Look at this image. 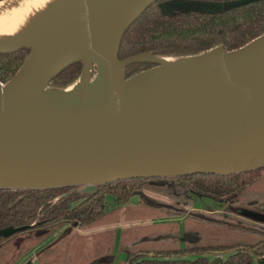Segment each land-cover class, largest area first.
<instances>
[{
	"label": "water",
	"instance_id": "obj_1",
	"mask_svg": "<svg viewBox=\"0 0 264 264\" xmlns=\"http://www.w3.org/2000/svg\"><path fill=\"white\" fill-rule=\"evenodd\" d=\"M153 1L103 0L99 9L108 19V35L112 39L118 33V43L114 56L108 49L88 55L98 70L95 84L67 94H60L63 88H46L56 72L79 57L51 71L45 80L47 95L6 101L0 84V187L86 184L91 191L96 184L117 179L224 174L254 169L264 162V69L232 78L224 60L237 63L254 58L264 50V33L237 49L210 48L201 64L169 66L161 58L155 66L125 77L122 64L128 58H117L121 34ZM93 12L81 11L62 22L75 27L82 52L90 44ZM60 22L48 29H56ZM67 49L62 48L63 55H68ZM30 52L31 47L27 55ZM172 75L224 81L231 96L189 107L130 108L127 93L138 80ZM113 77L118 79L117 88L112 87Z\"/></svg>",
	"mask_w": 264,
	"mask_h": 264
},
{
	"label": "trees",
	"instance_id": "obj_2",
	"mask_svg": "<svg viewBox=\"0 0 264 264\" xmlns=\"http://www.w3.org/2000/svg\"><path fill=\"white\" fill-rule=\"evenodd\" d=\"M262 33L264 0H154L121 34L117 58H128L122 64V73L129 77L155 66L164 57L198 55L221 45L225 50H233ZM29 51L28 46L0 51V84L9 82ZM81 71L82 60L75 59L56 72L46 88H65L79 77ZM257 168H264V162L254 169ZM245 171L248 170L124 178L96 184L91 191L73 190L81 184L0 187V264H15L26 251L66 224L59 235L43 242L37 250V264H41L39 255L61 239L69 238V232L76 225L106 222L104 216L109 213L104 209L106 192L118 204L137 195L139 204L135 208L150 211L142 219L182 215V245L169 247L168 243L163 245L161 242L143 247L134 245L142 238H167L171 228H174L173 235L178 236L177 220L159 222L145 234L132 235L128 239L132 245L126 247L122 240L124 229L120 243L125 259L117 264H264V261L260 263L264 253V222L250 218L251 213L264 214V181L263 177L244 180L241 174ZM169 186H176L178 190L169 203L144 191L166 194ZM60 189L68 192L58 195ZM190 194L210 197L226 210L191 209ZM114 236V230L108 237L104 232L93 233L88 248H85L87 237L81 236L83 244L76 248L71 246L75 261L111 264ZM106 240L110 242L109 248L105 247ZM211 254L224 257L211 259Z\"/></svg>",
	"mask_w": 264,
	"mask_h": 264
},
{
	"label": "bare ground",
	"instance_id": "obj_3",
	"mask_svg": "<svg viewBox=\"0 0 264 264\" xmlns=\"http://www.w3.org/2000/svg\"><path fill=\"white\" fill-rule=\"evenodd\" d=\"M66 7L68 5H62L61 0H0V50L21 45L31 47V52L26 56L15 79L2 87L6 101L47 95L45 92L47 76L71 57L83 60L82 73L70 86L63 88L60 94L88 87L89 73L93 65V59L88 58V55L93 52L101 55L106 49L111 51L112 56L115 55L118 33H115L112 39L109 37L108 19L102 14L101 9L97 8L99 6H96L91 16L92 27L88 38L90 44L84 52L78 50L81 41L76 36V30L62 26L63 20L60 22L62 32L58 29H48L49 23H58L60 18L73 13L69 10L70 7L67 10ZM83 41L87 43L86 35ZM67 47L68 55H63L62 48ZM207 53L162 59L169 66L201 64L208 59ZM224 60L230 76L238 78L264 69V50L255 54L254 58L242 62L233 63L230 58ZM112 87H118L117 77L112 78ZM230 96V89L224 81L212 83L206 79L172 75L158 77L155 80H138L128 90L127 101L130 108L139 111L222 102Z\"/></svg>",
	"mask_w": 264,
	"mask_h": 264
},
{
	"label": "rangeland",
	"instance_id": "obj_4",
	"mask_svg": "<svg viewBox=\"0 0 264 264\" xmlns=\"http://www.w3.org/2000/svg\"><path fill=\"white\" fill-rule=\"evenodd\" d=\"M56 24H58V23H52L51 22V23H49V26L52 25V27H54ZM93 66H94V68H91V71L89 73L90 85L95 84L97 82V79H98V76H97L98 70H97V67L95 66L94 62H93ZM1 86L3 87L4 85H1ZM257 177H260V178L263 177L262 181H264V168H262V169L257 168V170L256 169L248 170V171H245L241 174V178H243L244 180H249V179L257 178ZM85 187H86V184H81L79 186H75V188H73V190L85 189ZM135 187L139 188L138 185H136ZM166 190L168 192L166 194H160V193L156 194V193L149 191V190H144V191L154 195L157 198L159 197V198L165 200V202L169 203V202H171V200H173L172 199L173 194L177 193L178 190H177L176 186H174V187L169 186V188H167ZM65 191L68 192V190L60 189V191H59L60 194H58V195L64 194ZM111 197L112 196L109 192L105 193V201L107 202L106 204H108V205L105 204L106 206L104 209L107 211L109 210V213H107V215L104 216L105 220L107 219L106 223L109 221L125 220V219L129 220V219L139 218L137 220H141L148 213H150V211L146 208H142V209L140 208L139 209V208L132 207L129 204L126 205L125 209H124L123 207H120L121 204H118ZM56 198H54L53 200H55ZM192 198H193V201H192L191 209L197 208V209L203 210V211L213 210L216 212L224 210L223 209L224 206L220 202H217L210 197H208V198L207 197H201L200 198V197L192 194ZM184 206L188 207L187 205H184ZM161 212H162V210H161ZM181 217H182V215L177 216L178 219H181ZM168 218H171V217H168ZM250 218H252L254 220L259 219V220L264 222V214H261V213H258V214L251 213ZM125 223H124V225H125ZM145 224H147V223H140L138 225H132V226L126 227V229L124 230L123 239H122L124 241V247L132 245V244H129L130 242L128 241V239L131 238L132 235L134 237H138L139 235L145 234L148 231L152 230L151 226L145 225ZM180 225L182 226V223ZM64 226H66V224L62 225L59 228V232L54 234L55 237L57 235H59V233L64 230ZM87 227L89 228L92 226H85L84 224H80V225H76V227H73L71 229V231L69 232V236H68L69 238L61 239L57 244L50 247L49 250H46L45 252H43V254L41 256L39 255V257H41L39 259L42 261L41 264H81L79 261H77V260L75 261V259H74L75 253L71 249V246L76 248V247H79L80 245H82L83 242L81 241V239H83V238L81 236L85 235L87 237L86 241H85V246H86L85 248L89 247V245L91 244L90 237L92 236L93 233L91 235H88V234H84V233L80 232V231L84 230V228H87ZM173 231H174V228H171V234L167 238L166 237L157 238V236L153 240L147 239V238L146 239L142 238V240L140 242H136V243L134 242V245L143 247L144 245H157L160 242L163 245L168 243L169 247H176L177 244L181 245V243H183L182 230L180 231V233L178 232V236L175 234L173 235ZM103 232L108 237L111 230L109 229V230H105ZM81 234H83V235H81ZM106 241H108V242L105 243V247L109 248L110 242H109V240H106ZM126 241H128V242H126ZM66 244H69V245L67 246ZM25 254L26 253H24L23 256ZM44 254H46L45 257H43ZM42 257H43V259H42ZM209 257H211V259H222L224 257V255L211 254V255H209ZM27 260H30L29 256L24 257V259L22 261L20 258L21 264H23V263L25 264V262H27Z\"/></svg>",
	"mask_w": 264,
	"mask_h": 264
},
{
	"label": "crops",
	"instance_id": "obj_5",
	"mask_svg": "<svg viewBox=\"0 0 264 264\" xmlns=\"http://www.w3.org/2000/svg\"><path fill=\"white\" fill-rule=\"evenodd\" d=\"M61 2H62V5L64 4V6L68 5V7L65 8L66 10L70 7L69 10L73 11V13L70 14V16L64 17V18L63 17L60 18L61 21L62 20L63 21L68 20L72 15H75L78 12L85 11L86 13L87 12L90 13V12L96 10L95 9L96 6H99L97 8H102V6H103V0H65V1L61 0ZM92 3H95L96 6L95 5H91ZM61 25L62 26H66L64 24H61ZM66 27H69V28H72V29L75 28L73 25L66 26ZM50 29H53V28H50ZM56 29H58L60 32H62V27H60V25H57ZM190 196L192 197V194H190ZM192 201H193V198H192ZM128 204L131 205L132 207H136L139 204L138 196L137 195H131L125 201V203L120 205V207H123L125 209V206L128 205ZM106 205H108V204H106ZM172 220L173 221L177 220L178 232L180 233V231L183 230L182 217H181V219H178L177 216H175V218L174 217H171V218L159 217V218L142 219V220H137V219H129V220L125 219V220H116V221L114 220V221H109L107 223L104 222V223L93 224L92 227L84 228V230H82L80 232L84 233V234L91 235L92 233L103 232V231L109 230V229L110 230H114L115 231V236H114L113 242H115V243L113 244V249H112V252H113V257L112 258H113V260H112L111 264H117L118 261H121V260L125 259V252H124L123 248L121 247V243H120L121 242L120 235H121L122 231L124 229H126V227L132 226V225H138L140 223H147L145 225H149L153 229L157 225L156 223L163 222V221H172ZM124 223H125V225H124ZM181 223H182V226L180 225ZM57 232H59V229H57L55 232H53L47 238L43 239V241H41L38 245H36V246L32 247L31 249H29L24 256L22 255L20 257L21 261L24 259V257H26V256L28 257L29 256L30 264H37V260H36V256H35L37 250L41 247V244H43V242L49 241L52 238H54L55 237L54 234L57 233ZM182 244L183 243H181V245ZM262 254L264 256V253H262ZM20 258H18L16 260L15 264H21Z\"/></svg>",
	"mask_w": 264,
	"mask_h": 264
}]
</instances>
